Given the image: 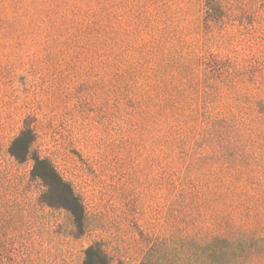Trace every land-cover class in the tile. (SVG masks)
Here are the masks:
<instances>
[{
  "label": "rangeland",
  "instance_id": "obj_1",
  "mask_svg": "<svg viewBox=\"0 0 264 264\" xmlns=\"http://www.w3.org/2000/svg\"><path fill=\"white\" fill-rule=\"evenodd\" d=\"M227 1L229 14L246 13L243 22L207 24L204 0H0L6 264H83L97 243L110 264H139L157 239L166 243L193 227L198 216L185 196L194 191L182 173L206 160L170 161L162 140L155 143L154 122L138 119L136 56L148 39L146 24L165 29L192 54L240 60L257 53L264 46V0ZM252 18L260 19L252 26ZM24 132L33 141L28 160L19 162L8 150ZM34 157L49 160L71 183L85 226L68 209L67 185L33 175ZM253 201L264 209L263 200L247 199L226 204L227 212L253 222L258 215L246 210Z\"/></svg>",
  "mask_w": 264,
  "mask_h": 264
},
{
  "label": "trees",
  "instance_id": "obj_2",
  "mask_svg": "<svg viewBox=\"0 0 264 264\" xmlns=\"http://www.w3.org/2000/svg\"><path fill=\"white\" fill-rule=\"evenodd\" d=\"M229 8L227 0H204L206 23L246 19L241 8L240 16L229 14ZM256 19L260 18H252V26ZM145 28L148 39L138 46V76L133 79L138 119L154 122L160 131L155 143L162 140L170 161L184 155L206 161L182 173L194 191L191 198L185 196L198 216L193 227H184L166 243L157 239L139 264H264L262 206L246 204L248 214L258 215L253 222L226 208L245 205L247 199L264 201V46L240 60L219 59L183 50L165 29L148 24ZM25 135L16 137L8 150L19 162L30 156L33 139L26 140ZM33 159L34 176H51L55 184L69 187L68 209L76 223L85 226L84 205L71 183L49 160ZM4 203L0 197V206ZM6 246L0 237V264H6ZM83 264L110 260L97 243L86 249Z\"/></svg>",
  "mask_w": 264,
  "mask_h": 264
}]
</instances>
